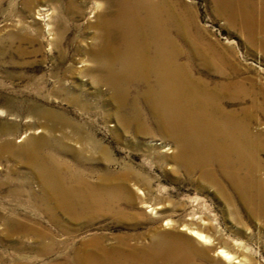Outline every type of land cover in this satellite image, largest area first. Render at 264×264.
Returning a JSON list of instances; mask_svg holds the SVG:
<instances>
[{
  "label": "rangeland",
  "instance_id": "1",
  "mask_svg": "<svg viewBox=\"0 0 264 264\" xmlns=\"http://www.w3.org/2000/svg\"><path fill=\"white\" fill-rule=\"evenodd\" d=\"M159 1L196 75L212 85L236 83L223 105L247 124L250 161L264 180V0H249L254 34L239 17L230 18L219 0ZM104 10L95 11L94 0H0V144L59 138L63 129L76 136L54 120L67 118L82 125L85 138L95 137L99 148L90 145L77 157L81 144L71 139L64 138L63 147L57 141L43 145L45 155L66 167L63 185L70 189L81 176L82 185L95 190H121L110 206L78 218L60 208L57 222L43 207L49 193L44 177L15 151L0 148V264H77L79 250L95 238L111 245L123 238L152 244L164 231L190 236L189 226L218 238L250 264H264V219L229 180L218 173L221 189L201 169L184 167L174 159L173 142L160 134L135 136L112 118L113 106L102 103L112 98L97 81Z\"/></svg>",
  "mask_w": 264,
  "mask_h": 264
},
{
  "label": "bare ground",
  "instance_id": "2",
  "mask_svg": "<svg viewBox=\"0 0 264 264\" xmlns=\"http://www.w3.org/2000/svg\"><path fill=\"white\" fill-rule=\"evenodd\" d=\"M219 2L225 11L227 8L230 18L239 17L245 28L254 34L256 20L249 0ZM102 7L105 10L100 13L103 21L99 36L101 44L96 49L99 73L96 79L107 85L111 92L112 98L102 99L101 96L104 105L113 106L110 112L116 117L109 115V118L118 119V124L135 136L160 134L173 142L178 149L174 158L177 162L189 169H201L221 189L219 175L226 178L252 206L253 212L264 219V180L256 175L259 166L250 161L246 144L247 124L223 105L224 100L233 94L236 83L225 81L212 85L206 78L196 75L191 58L184 55L183 48L171 34L164 2L94 0L95 11ZM261 30L264 31V20ZM262 43L264 45V39ZM80 104L88 107L91 103L81 101ZM105 116L108 119V114ZM66 119L54 116L56 123L65 122L76 136L63 129L59 138L50 133L53 136L31 137L22 145H16L10 139L0 144L1 149L15 151L23 162L44 177L49 193L43 199V207L57 222L60 221L58 209L77 213L78 218L100 206H110L119 189L111 187L113 193L110 189L96 191L90 185H82L85 181L81 176L75 178L79 184L74 187L69 189L63 185L66 167L57 163L53 155H45L43 145H57V141V146L63 147L64 138L71 139L81 144V149L75 152L77 157L83 156L90 145L99 148L95 137L82 135L81 124ZM49 130L56 131V126ZM128 195L130 199L134 197L131 192ZM57 226L62 230L65 227ZM188 228L190 236L164 231L152 244L141 241L130 244L127 238H123L118 245H111L95 238L79 250L76 263L209 264L212 260H224L229 264L249 263L247 257L237 256L224 244L220 246L222 242L218 238H212L203 230ZM214 248L217 250L212 255Z\"/></svg>",
  "mask_w": 264,
  "mask_h": 264
}]
</instances>
